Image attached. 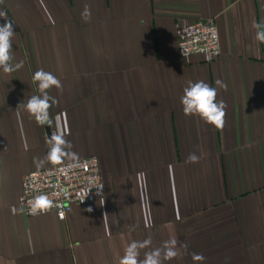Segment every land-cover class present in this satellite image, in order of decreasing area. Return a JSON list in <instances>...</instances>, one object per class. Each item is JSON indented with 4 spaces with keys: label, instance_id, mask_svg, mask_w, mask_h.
Masks as SVG:
<instances>
[{
    "label": "crops",
    "instance_id": "obj_1",
    "mask_svg": "<svg viewBox=\"0 0 264 264\" xmlns=\"http://www.w3.org/2000/svg\"><path fill=\"white\" fill-rule=\"evenodd\" d=\"M209 19L218 58L181 57L178 29ZM6 22L21 67L0 69V264H119L132 241L151 240L143 259L172 238L188 248L164 264H200L192 253L264 264V43L252 27L264 0H0ZM39 69L63 85L48 90L57 103L45 124L17 110L41 95ZM199 80L227 105L222 130L183 114V89ZM53 136L75 160L97 156L105 185L65 219L19 204L24 176L52 165L34 159Z\"/></svg>",
    "mask_w": 264,
    "mask_h": 264
},
{
    "label": "clouds",
    "instance_id": "obj_2",
    "mask_svg": "<svg viewBox=\"0 0 264 264\" xmlns=\"http://www.w3.org/2000/svg\"><path fill=\"white\" fill-rule=\"evenodd\" d=\"M92 12L88 5H85L81 18L88 22L91 20ZM252 27L256 29L255 39L264 43V23H253ZM15 30L13 24L6 22L0 25V69L5 73H11L21 67L20 63H13V37ZM33 80L37 82V86L41 95L31 96L26 103H20L17 106L18 115L19 109L23 108L35 118L38 124L50 123L49 109L53 104L57 103L56 99L48 94V90L53 87L62 89L63 85L59 78L51 72L39 69L34 72ZM220 88L227 89V85L221 81H217ZM218 90L212 87L209 83L199 81H188L183 89V94L180 97V104L185 116H198L205 123L212 125L216 129L222 130L225 126V117L227 105L223 100H218ZM51 147L44 159H34L37 167H41L44 163L49 162L53 165L61 164L65 157L72 160L76 159L74 152L66 151L71 147L69 141L62 136H53L49 141ZM200 157L196 153H190L186 158V163H198ZM70 167L72 165H69ZM103 184L98 186V191H102ZM88 195V194H87ZM29 214L38 216L48 213L54 206V202L48 195L35 196L29 202ZM92 211L91 208L87 209ZM12 213H16V208L13 206ZM63 218V213L60 214ZM107 213L104 214L106 219ZM177 240L172 238L164 241L161 247L155 248L144 253V258L140 259V251L148 248L151 245L150 239L144 241H132L125 249L124 255L121 257L119 264H164L165 261H170L181 255L180 248L185 251L188 248L186 243L180 244L177 247ZM194 262L203 264L205 257L200 253H192Z\"/></svg>",
    "mask_w": 264,
    "mask_h": 264
},
{
    "label": "built area",
    "instance_id": "obj_3",
    "mask_svg": "<svg viewBox=\"0 0 264 264\" xmlns=\"http://www.w3.org/2000/svg\"><path fill=\"white\" fill-rule=\"evenodd\" d=\"M177 36L179 54L183 58L201 55L205 60L212 61L220 55L218 28L211 19L183 24ZM101 184L103 189L98 191ZM104 192L99 159L89 156L27 173L19 204L30 215L28 202L35 196L48 195L56 205L49 212H55L59 218L63 213L61 219H65L75 205L102 198Z\"/></svg>",
    "mask_w": 264,
    "mask_h": 264
},
{
    "label": "water",
    "instance_id": "obj_4",
    "mask_svg": "<svg viewBox=\"0 0 264 264\" xmlns=\"http://www.w3.org/2000/svg\"><path fill=\"white\" fill-rule=\"evenodd\" d=\"M47 130H48V132L50 133L48 126H47Z\"/></svg>",
    "mask_w": 264,
    "mask_h": 264
}]
</instances>
